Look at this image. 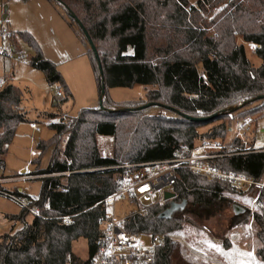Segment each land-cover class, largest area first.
<instances>
[{"label":"trees","instance_id":"trees-1","mask_svg":"<svg viewBox=\"0 0 264 264\" xmlns=\"http://www.w3.org/2000/svg\"><path fill=\"white\" fill-rule=\"evenodd\" d=\"M51 1L79 26L77 18L88 34L79 26L101 104L48 123L53 134L35 144L37 155L29 172L40 181L39 193L28 195L14 189L16 195L30 199L39 216L26 222L25 209L9 216L21 221L22 227L0 236V264H88L101 244L97 221L104 213L101 201L124 174L122 165L171 159L198 139H226L231 125L224 121L203 134L197 128L225 119L233 111L241 110L233 115L236 119L264 114V0ZM220 4L224 6L215 12ZM7 37L13 53H19V42L33 49L29 64L41 70L50 84L61 80L57 66L43 57L31 34L10 32ZM244 43L255 45L259 66L248 59ZM135 84L153 88L138 100L118 102L108 95L112 87ZM22 99L23 92L15 85H0V169L7 145L18 125L26 121ZM153 107L173 115L151 114ZM209 116L207 121L191 119ZM98 136L112 137L110 156L101 154ZM228 144L243 147L238 140ZM49 150L48 165L41 168V157ZM212 163L258 178L264 171V152L231 155ZM233 190L180 169L173 187L175 197L163 205L147 203L143 213L126 220L125 229L136 235L181 230L185 215L199 219L216 215L229 204L224 194ZM254 222L262 242L255 254L264 261L261 216L255 215ZM80 237L88 243L86 260L72 253V243ZM171 251L170 239L162 238L156 264H169Z\"/></svg>","mask_w":264,"mask_h":264},{"label":"rangeland","instance_id":"rangeland-1","mask_svg":"<svg viewBox=\"0 0 264 264\" xmlns=\"http://www.w3.org/2000/svg\"><path fill=\"white\" fill-rule=\"evenodd\" d=\"M195 3V0H188ZM224 5L215 7V12ZM0 26L6 27L8 32L17 35L26 31L40 46L43 57L57 66L61 76L60 81L50 84L41 70L35 69L29 64L33 49L23 42H19L20 51L15 58L8 37L0 36V48L5 49V54L0 55V80L7 82L0 84H13L23 92L22 106L26 112V121L21 122L12 142L7 145L3 156L4 166L0 169V186L4 190L14 193L18 188L28 195H36L40 190V181L34 179L29 173L22 174V170L31 172L34 165L31 161L36 157L35 144L40 139H48L53 131L48 127L51 121L47 114L60 117L76 115L83 107H95L99 104L98 88L95 73L90 60L86 55L87 44L82 38V33L76 23L69 20L65 9L51 0H0ZM238 42H242L238 37ZM248 59L254 66H259L261 60L251 51L250 45L244 43ZM150 85L135 84L133 87H112L108 89L109 97L114 101L138 100L145 97ZM61 90L62 97H57L56 92ZM235 107H233L234 109ZM241 111V110H239ZM233 111L227 118L202 125L197 128L198 133L203 134L216 126L220 121L231 125L227 133V141L235 133L236 118L233 115L239 113ZM154 115L172 116V112L161 107H153L150 110ZM252 115L254 120L251 131L246 134L250 144L264 149V114ZM35 123L39 130L30 128V123ZM224 140V139H223ZM198 139L194 145L200 144ZM112 141L102 143V150L108 149ZM32 151L34 154H32ZM50 150L46 151L40 160V167L45 168L50 159ZM29 176L32 178L12 180L16 177ZM224 197L229 200L222 210L208 219H199L193 214L185 215L187 221L183 223L181 230H175L161 234V238L168 237L172 243L169 264H214L207 258L216 256L217 249L229 246L230 241H236L244 249L254 252L262 245L259 242L258 227L246 208L248 199L227 192ZM134 203L128 200L118 202L114 206L116 216H125L136 208H146L144 202ZM144 205V206H140ZM234 205L244 208L241 213H235ZM22 208L13 199L0 194V236L11 230L22 227V222L11 219L9 216L20 214ZM33 215L27 213L25 221L30 222ZM88 243L80 237L72 243V253L80 260L88 258ZM197 255V256H196ZM256 255V254H255ZM217 260H221V258ZM257 264H264L257 257ZM218 264V263H215Z\"/></svg>","mask_w":264,"mask_h":264},{"label":"built area","instance_id":"built-area-1","mask_svg":"<svg viewBox=\"0 0 264 264\" xmlns=\"http://www.w3.org/2000/svg\"><path fill=\"white\" fill-rule=\"evenodd\" d=\"M8 35L7 28L0 26V36L3 38ZM4 54L5 49L1 47L0 55ZM3 83L4 80H0V84ZM62 95L61 90L56 92L57 97H62ZM253 120L252 115L238 118L235 133L228 141L220 137L205 139L198 145L181 149L171 159L122 165L121 167L125 170L124 174L117 180L115 189L101 201L104 213L97 219L102 230L101 244L88 264L157 263L158 249L162 244L161 236L136 235L125 229L126 220L135 213H143L145 208H136L122 217L116 216L113 209L118 202L123 200H128L131 203H134L133 200H137L139 204L144 202V205L147 203L163 205L166 201L164 194L166 191L173 192L180 169L189 170L207 179L216 180L232 187L236 195L248 199L246 208L250 211L252 218L255 215L261 216L262 231L264 232V171L260 177L254 178L243 172L222 169L212 163L216 159L231 155L264 152V149L251 145L250 139L248 140L246 136L251 131ZM30 127L34 131L39 130L33 122ZM262 132L264 134V129ZM234 140H238L243 147L228 144ZM25 178L32 177L21 176L12 180ZM0 194L16 201L33 217L39 216L38 209L30 205L29 198L20 197L4 190L2 186H0ZM65 219L67 222L73 223L70 216H66Z\"/></svg>","mask_w":264,"mask_h":264},{"label":"crops","instance_id":"crops-1","mask_svg":"<svg viewBox=\"0 0 264 264\" xmlns=\"http://www.w3.org/2000/svg\"><path fill=\"white\" fill-rule=\"evenodd\" d=\"M241 43V42H240ZM243 43V42H242ZM250 45L251 51H254L255 45L248 43ZM15 58L17 57V54L14 53L13 55ZM7 82V80L4 79V83ZM7 84V83H6ZM51 121H57V117L52 118ZM31 124V123H30ZM31 128V127H30ZM112 141V137L110 136H98L97 142L99 146V150L103 156H110L111 155V146L108 149L102 150L101 144L107 143ZM32 154L34 152L32 151ZM25 170H22L21 173H23ZM216 256H209L206 254L208 260L211 263H218V264H257V256L252 251H248L241 247L236 241H230L229 246L226 247H220L217 249ZM197 256V255H196ZM221 258V260H217Z\"/></svg>","mask_w":264,"mask_h":264},{"label":"water","instance_id":"water-1","mask_svg":"<svg viewBox=\"0 0 264 264\" xmlns=\"http://www.w3.org/2000/svg\"><path fill=\"white\" fill-rule=\"evenodd\" d=\"M75 20L78 22L79 26L82 28L84 34L86 36H88L87 32L83 28L82 24L78 21V19L75 18ZM90 44H91V48L94 50V45L91 42H90ZM99 69H100V73H102V70H101V67L100 66H99ZM99 104H101V102H99ZM146 106H149V104L146 105ZM211 118H212V116H209V117H200V118L191 117V119L196 120V121H207V120H210ZM164 197H165L166 200H171V199H173L175 197V194L173 192L166 191L165 194H164ZM233 210H234L235 213H241V212L244 211V208L241 207V206H239V205H234L233 206ZM167 213H168V211H165L163 217H165L167 215Z\"/></svg>","mask_w":264,"mask_h":264}]
</instances>
